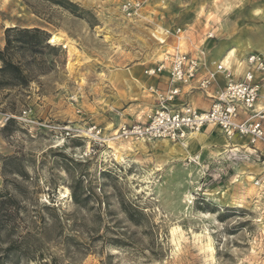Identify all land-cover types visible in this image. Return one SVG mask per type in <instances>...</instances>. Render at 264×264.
Wrapping results in <instances>:
<instances>
[{
  "label": "rangeland",
  "instance_id": "374dc122",
  "mask_svg": "<svg viewBox=\"0 0 264 264\" xmlns=\"http://www.w3.org/2000/svg\"><path fill=\"white\" fill-rule=\"evenodd\" d=\"M125 1L0 0V194L17 202L1 263L264 264V145L111 140L156 106L163 31L208 55L250 46L237 77L264 54V0H137L132 19Z\"/></svg>",
  "mask_w": 264,
  "mask_h": 264
},
{
  "label": "built area",
  "instance_id": "2783aa9c",
  "mask_svg": "<svg viewBox=\"0 0 264 264\" xmlns=\"http://www.w3.org/2000/svg\"><path fill=\"white\" fill-rule=\"evenodd\" d=\"M144 5L145 1L126 0L122 11L130 19L140 17ZM186 31L182 28L175 30L174 34L167 29L164 31L166 36L175 35L177 45L166 51L161 63L146 73L149 76H167V87L164 90L151 87L156 97L155 108L144 120L119 126L111 140L184 143L212 126L229 140L241 137L248 139L253 147L264 145V54H248L239 62L243 71L237 77L232 67L223 62L214 63L216 69L208 70V53L205 49H183ZM214 38V32L207 35V39ZM159 41L166 43V39ZM204 70L206 74L203 75ZM218 75L224 77L225 85L211 94L213 86L217 85ZM185 89L188 91L184 92ZM195 90L203 91L213 100L209 110L202 111L190 104H176L183 94ZM84 130L85 136L92 142L103 140L102 128L93 125ZM70 134L67 131L66 135Z\"/></svg>",
  "mask_w": 264,
  "mask_h": 264
},
{
  "label": "crops",
  "instance_id": "0c3cea01",
  "mask_svg": "<svg viewBox=\"0 0 264 264\" xmlns=\"http://www.w3.org/2000/svg\"><path fill=\"white\" fill-rule=\"evenodd\" d=\"M207 32V30L205 29V33ZM203 37V35H198L196 37H189L188 39V44L190 45V51H193V49L195 47H200V45H197V40L198 38ZM226 55V50L225 49H217L214 50L213 52H211L208 55V62H209V67L208 70H215V67L213 66V63H219V62H223V60L225 59ZM228 63V62H227ZM230 63V60H229ZM242 72V69H239V73L237 74V76ZM202 74H206V71L204 70L202 72ZM160 78V83H159V87L162 89H166L167 87V83H168V78L167 76H162V77H157ZM225 85V79L222 75H218V79H217V85L213 86L212 91L210 92L211 94H213V92L215 91V89H217L218 87H224ZM188 89H185L184 92H187ZM213 103V100L210 99L208 97V95H206V93H204L203 91L200 90H195L192 93L189 94H183V96L177 101L176 104L178 105H182V104H190L193 107L202 110V111H207L211 108ZM214 128L216 127H212L209 126L207 127L204 131H206L205 133H202L203 138H208L209 137V133L211 131L214 130ZM216 130H219L218 128ZM220 131V130H219ZM221 132V131H220Z\"/></svg>",
  "mask_w": 264,
  "mask_h": 264
},
{
  "label": "trees",
  "instance_id": "16d2710c",
  "mask_svg": "<svg viewBox=\"0 0 264 264\" xmlns=\"http://www.w3.org/2000/svg\"><path fill=\"white\" fill-rule=\"evenodd\" d=\"M35 32L43 33L46 35V33H44L43 31H41L39 29H36ZM8 42H10V40ZM3 61L6 65L5 68L11 66L10 65L11 63L10 64L7 63V61H5L4 59H3ZM5 198H6L5 195L0 194V234H1V232H3V230L6 229V227H4V226H6L9 222H14L13 224H16V222H17L16 221L17 219L14 216V213H12V212L9 213L8 211H6L7 208H11V207L14 210H16L17 209V206H16L17 202L14 199H8V201H6ZM0 264H2L1 259H0Z\"/></svg>",
  "mask_w": 264,
  "mask_h": 264
},
{
  "label": "bare ground",
  "instance_id": "6f19581e",
  "mask_svg": "<svg viewBox=\"0 0 264 264\" xmlns=\"http://www.w3.org/2000/svg\"><path fill=\"white\" fill-rule=\"evenodd\" d=\"M163 1V0H160ZM164 36H165V32L163 31ZM250 49V46H244V47H240L238 49H233L229 52V54H227V56L225 57V59L223 60V64L227 65L228 67H231V64L233 62V59L235 57V55H237V52H246ZM230 60V63H229ZM228 62V63H227ZM218 63H216L217 65ZM216 69V68H215ZM197 135V136H196ZM193 136H196L197 141H201L202 140V136H200L199 134H195ZM182 145H184L185 147L188 145L187 143H183Z\"/></svg>",
  "mask_w": 264,
  "mask_h": 264
}]
</instances>
